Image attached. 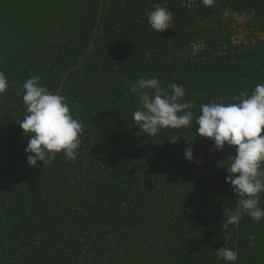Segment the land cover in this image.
Instances as JSON below:
<instances>
[{
    "label": "trees",
    "instance_id": "1",
    "mask_svg": "<svg viewBox=\"0 0 264 264\" xmlns=\"http://www.w3.org/2000/svg\"><path fill=\"white\" fill-rule=\"evenodd\" d=\"M157 5L173 14L162 33L147 22ZM0 71V264H225L222 247L235 264H264V219L224 226L240 202L225 182L235 149L215 150L195 123L202 104L264 84V0H0ZM33 76L82 123L74 161L27 163ZM141 77L183 86L192 123L140 130L130 88Z\"/></svg>",
    "mask_w": 264,
    "mask_h": 264
},
{
    "label": "clouds",
    "instance_id": "2",
    "mask_svg": "<svg viewBox=\"0 0 264 264\" xmlns=\"http://www.w3.org/2000/svg\"><path fill=\"white\" fill-rule=\"evenodd\" d=\"M202 2L206 7L213 4V0ZM172 21L173 14L166 7L157 5L147 13L150 28L160 33L172 28ZM8 87V79L0 71V94ZM22 87L26 115L19 126L29 136L25 148L28 165L36 166L38 161L49 165L58 153L74 161L83 127L71 114L69 104L59 93L41 86L37 76L26 79ZM130 91L138 93L140 104L132 116L134 124L149 136L157 135L162 129L187 127L193 121V102L183 99L186 95L183 86L173 83L169 92L162 89L157 78L141 77L131 85ZM233 99L235 102L231 103L202 104L195 118L197 135L212 140L215 150H223L226 145L235 149V154L228 157L225 182L232 186L240 202L235 210H224L225 227L236 225L242 214L257 222L264 219V208L259 206L260 194L264 193V84H257L250 95L242 93ZM168 137L170 143L178 142L179 135ZM184 156L192 161L191 147L185 149ZM216 253L225 264H235L238 259L236 251L228 247Z\"/></svg>",
    "mask_w": 264,
    "mask_h": 264
},
{
    "label": "water",
    "instance_id": "3",
    "mask_svg": "<svg viewBox=\"0 0 264 264\" xmlns=\"http://www.w3.org/2000/svg\"><path fill=\"white\" fill-rule=\"evenodd\" d=\"M92 45H93V43H92ZM91 47H92V46H91ZM91 47H90V48H91ZM86 55H87V54H85L84 57H82L81 60H80V61H79L74 67H72L68 72H66V74L64 75V78H63L64 81L66 80V78L68 77V75H69L73 70H75L77 67H79L80 65L83 64ZM262 135H264V132H262ZM26 136H27V134L25 133V134L23 135V138H22L20 144H24V141H25ZM5 172H6V171H5ZM3 175H4V174H3ZM3 175L0 177V180L2 179Z\"/></svg>",
    "mask_w": 264,
    "mask_h": 264
}]
</instances>
